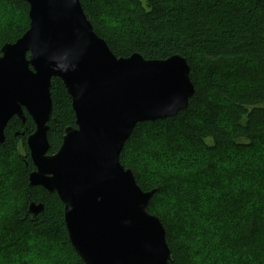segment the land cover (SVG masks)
Returning a JSON list of instances; mask_svg holds the SVG:
<instances>
[{
    "label": "trees",
    "instance_id": "16d2710c",
    "mask_svg": "<svg viewBox=\"0 0 264 264\" xmlns=\"http://www.w3.org/2000/svg\"><path fill=\"white\" fill-rule=\"evenodd\" d=\"M80 2L118 58L181 56L190 66L195 94L187 109L139 123L120 156L140 188L154 191L149 212L163 223L171 264H264V0ZM29 26L27 3L0 0V57ZM51 97L54 155L76 117L59 78ZM25 117L10 120L0 144V264H43L32 252L40 242L45 264H83L58 195L29 184L27 139L36 127ZM31 202L44 206L36 217ZM205 235L212 248L202 256L196 245Z\"/></svg>",
    "mask_w": 264,
    "mask_h": 264
},
{
    "label": "water",
    "instance_id": "95a60500",
    "mask_svg": "<svg viewBox=\"0 0 264 264\" xmlns=\"http://www.w3.org/2000/svg\"><path fill=\"white\" fill-rule=\"evenodd\" d=\"M30 26L0 57V144L14 117L29 115L35 170L30 186L56 193L69 240L83 264H171L162 221L150 214L154 191L144 192L120 156L139 123L173 118L195 94L181 56L118 58L87 18L80 0H21ZM72 100L75 127L49 155L52 79ZM44 206L31 202L36 217Z\"/></svg>",
    "mask_w": 264,
    "mask_h": 264
},
{
    "label": "rangeland",
    "instance_id": "374dc122",
    "mask_svg": "<svg viewBox=\"0 0 264 264\" xmlns=\"http://www.w3.org/2000/svg\"><path fill=\"white\" fill-rule=\"evenodd\" d=\"M161 151H163V149L160 148ZM141 153H136L135 156L136 157H139L141 156L140 155ZM175 158H173L171 161L174 162ZM176 163V162H174ZM0 174H1V165H0ZM3 181L0 183V185H2ZM3 186V185H2ZM1 186V189H0V192L4 191V188H2ZM1 204V203H0ZM203 239H199L198 238V242H201L200 244L198 243V245H196V249H198L199 251H202V256H206L208 255L210 252H211V239L209 237H207L206 235L202 237ZM194 243H197V242H194ZM209 243V244H208ZM34 248V250H32V252L34 253L35 252V255H33L34 257L36 256H43L42 258H44L45 260L44 261H41V263L45 264L47 262V254L44 253L41 251L43 248H44V245L42 242H40L39 244H37V246H32ZM195 249V250H196ZM41 253V254H40ZM39 258V257H38Z\"/></svg>",
    "mask_w": 264,
    "mask_h": 264
}]
</instances>
